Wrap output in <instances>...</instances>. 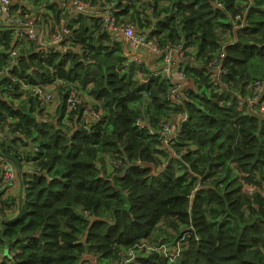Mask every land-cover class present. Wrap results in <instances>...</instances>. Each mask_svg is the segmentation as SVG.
Masks as SVG:
<instances>
[{"label": "trees", "instance_id": "1", "mask_svg": "<svg viewBox=\"0 0 264 264\" xmlns=\"http://www.w3.org/2000/svg\"><path fill=\"white\" fill-rule=\"evenodd\" d=\"M115 1L117 17L150 30L162 47L184 41L189 60L180 66L196 90L185 91L173 108L167 78L138 84L136 63L95 16L77 14L69 24L73 35L64 43L73 40L82 52L26 47L18 76L33 84L76 82L89 89L103 115L87 128L78 126V117L72 132L40 120L36 106L14 110L0 100V120L17 118L16 127L36 146L26 156L35 170L24 171V161L15 159L20 193L7 203L0 188V264H87V254L102 264H264V120L229 93H216L211 65L226 44L222 63L233 88L248 95L255 82L264 83V74L250 72L264 58V0ZM237 14L242 26L234 30ZM11 42V31L1 27L0 70ZM259 94L264 103V87ZM177 112L187 118L173 136L172 157L160 130ZM139 117L154 133L134 125ZM119 160L121 166L114 163ZM8 208L16 215L6 214ZM153 239L168 253L181 245L179 257L148 250L152 255L121 263L120 253Z\"/></svg>", "mask_w": 264, "mask_h": 264}, {"label": "built area", "instance_id": "2", "mask_svg": "<svg viewBox=\"0 0 264 264\" xmlns=\"http://www.w3.org/2000/svg\"><path fill=\"white\" fill-rule=\"evenodd\" d=\"M92 3L84 0H62L60 3L61 12L67 9L75 10L78 14H83L89 9V5ZM223 6V4H219ZM116 2L114 0H101V11L98 14V25L102 32H107L116 35H124L127 43L132 51L136 52H149L161 56L162 67L157 70H150L141 74L143 78L144 87L148 86L149 81L163 77L172 84L171 93L169 97L173 103H176V99L179 97V89L182 84L187 80V75L184 70V66H180L183 60H189L186 57V50L184 47V41L181 43L169 44L162 47L154 36L144 35L139 33L136 29V24L131 21L122 20L115 15ZM11 0H0V22L7 24L5 29L11 31L12 42L10 47L6 51V64L0 70V100L8 104L12 109H26L30 111L33 106L37 107L40 120H48L52 115H57L56 122L59 124L58 128H75L73 122L81 117V121L78 126H85L92 121H99L103 115L102 111L88 112L84 106L83 92L79 88V84L74 82L65 85V82L60 78L55 79L50 83H38L33 84L28 82L25 78L18 76L15 73L16 69H19V59L22 48L21 45H27L28 49L30 45L34 43L36 46L40 42L42 27L39 25L38 20L30 17H21L20 20L14 21L12 18ZM24 11L21 10L18 15L22 16ZM242 16L237 14L233 20V29H238L242 26V23H238L237 20H241ZM229 31V30H227ZM72 30L66 24L56 26L54 33L52 34V41L55 44L62 43L71 38ZM44 36V33H43ZM226 44H223L220 52L216 54L211 62L214 67L213 71V84L217 88L216 93L221 96L225 92L232 95L237 104L240 107H247L253 110L255 114L264 120V103L260 102L261 90L264 87V83L255 82L251 88V93L243 95L239 91L235 90L231 82L227 81L231 71L223 65V60L226 57L225 52ZM53 48V47H50ZM50 48L42 49L40 46L36 50L39 52H47ZM42 49V50H41ZM185 57V59H184ZM128 58V57H127ZM133 61L136 65L141 66L143 63L139 59L134 58ZM189 64L193 65L192 62ZM142 67H144L142 65ZM139 75V71L137 70ZM67 86L62 92L61 87ZM145 98H148V94L145 91ZM224 102H221V104ZM142 113L144 114V110ZM60 112L59 114H56ZM52 114V115H51ZM51 115V116H49ZM187 118V114H183L180 117L178 127L175 129L167 120H163L161 123L160 134L163 138V144L170 147L172 144L173 136L176 135L178 128ZM8 121L9 124L18 122L17 118L7 117L5 120H0V180L5 184L15 183L18 180L20 172L15 165V159L28 163L27 155L33 156L36 152V146L33 144L32 139L26 135L22 128H17L14 131L13 126H3L2 124ZM49 121V120H48ZM134 125L139 129H146L150 133H154L153 127L149 124L147 118L139 117L135 120ZM18 138V143H22V147H19L13 140ZM3 145L7 146L8 153L3 149ZM7 151V150H6ZM25 151H30L27 154ZM18 154L19 156H16ZM137 163H142L140 159L136 160ZM117 165L121 166L122 162L115 161ZM36 171L41 172L40 168ZM252 189V188H250ZM141 244V245H140ZM129 249L126 252L119 254L121 257V263L130 262L143 247V244ZM150 250H156L158 252H167L165 246H158L155 248H149ZM181 253V245L173 247L171 252H167L171 257V260H175ZM3 254L0 253V257ZM14 253L9 251V256H13ZM89 255V254H87ZM104 264H107L104 262Z\"/></svg>", "mask_w": 264, "mask_h": 264}, {"label": "rangeland", "instance_id": "3", "mask_svg": "<svg viewBox=\"0 0 264 264\" xmlns=\"http://www.w3.org/2000/svg\"><path fill=\"white\" fill-rule=\"evenodd\" d=\"M26 1H28L29 2V5H31V6H33V7H35V8H38V6H42V7H45V8H48L49 9V12H47V13H39L38 11V9H28L26 6L24 7H21V8H24L25 9V13L22 15V16H19V18H21V17H23L24 16V18L26 17V16H29V17H31V18H35V19H37V17L38 16H41L42 18H41V20L39 21L38 20V23H39V25H41L42 27H43V30H46L47 31V35H46V39L48 40V41H52V34L54 33V31H55V28H56V26H60V24H58L59 22L58 21H56V18H55V15L57 14V12H58V4H56V3H53V4H50V3H48L50 0H26ZM92 1H94V0H92ZM115 1V0H114ZM116 2V5H117V1H115ZM19 4V3H18ZM37 4H38V6H37ZM129 17V16H128ZM127 21H129V20H127ZM64 24H66V23H64ZM138 30H143V29H141V28H137V31ZM139 33H140V31H138ZM119 40V42H121L122 44H123V49H124V52H125V48L126 49H128L127 48V45H126V43H125V41H124V39L122 38V37H119L118 38ZM229 39H232V36L229 38ZM65 45H67V46H69V47H72L73 49L72 50H75V51H78V52H82V48H81V45L80 44H75L74 42H73V40L70 42V43H68V44H65ZM27 49V48H26ZM25 49V50H26ZM25 50H23V51H21V53L22 52H24ZM190 54H191V56H192V54L193 53H191L190 52ZM129 56L130 57H132V55L129 53ZM149 57H151L150 55H148L147 57H145V56H143V59H148ZM131 59V58H130ZM184 59H185V57H184ZM158 60H159V58H158ZM158 60L156 61V62H154V63H149V64H153V65H155L156 67H159V65H157V62H158ZM161 66H162V63H161ZM137 70H138V66L136 65V68H135V70L133 71V79H134V81H136L138 84H141L142 85V83H143V78L142 77H140L138 74H137ZM250 72L252 73V74H256L257 76L258 75H260V74H264V58H258V59H256L254 62H253V64H252V67H251V69H250ZM185 83V82H184ZM183 83V84H184ZM80 88V87H79ZM81 89V88H80ZM81 91L83 92V99L85 100L84 101V106H83V108H82V110L84 109V108H86L87 110H88V112L89 113H91L92 111H96V110H99V109H101V110H103V108L100 106V105H98L99 104V102H97L95 99H94V97L93 96H91L90 95V91H89V89H87V90H82L81 89ZM84 95H86L87 96V98H84ZM182 98H181V96H179L177 99H176V103H174V104H172V103H170V105L173 107V108H175V107H178V101L179 100H181ZM97 102V103H96ZM60 112H57L56 114H59ZM175 116H171V118L169 119H167V121L171 124V125H174L175 124V122H176V120H177V117L179 116L178 114V112L177 113H173ZM52 115V114H51ZM51 115H49V116H51ZM178 115V116H177ZM56 118H57V115H52L51 117H49V122H51V123H53L55 126H56V128L57 127H59V124L56 122ZM15 119V118H14ZM16 123L14 122L13 124H9L8 123V121H5L2 125L3 126H13L14 127V131L17 129V127H16V125H15ZM162 145H163V143H162ZM164 146V145H163ZM168 149V151L170 152V155L172 156V157H174V155H173V153L171 152V150H173L172 149V147H168L167 148ZM171 149V150H170ZM174 151V150H173ZM104 160L106 161V165H109V162H110V160H109V157L107 156V155H104ZM17 166V165H16ZM99 167L100 168H102L101 167V163H99ZM22 168H25V170H26V172H30V171H32V170H35V165L34 164H32V163H26V164H23V167ZM24 170V169H23ZM31 173H27V174H24V176L25 175H30ZM16 182V181H15ZM0 188H5V191H6V189L8 188L7 187V184H5L4 182L1 184L0 183ZM248 189H250L251 188V186H249V187H247ZM4 191V192H5ZM7 196H5V199H6V202L8 203V202H10V200L11 199H14V197L16 196V194L13 196V198L10 196L11 195V193H8V191H7ZM10 194V195H9ZM6 214H12V215H16V213H15V211H11L10 212V209L8 208V210H7V212H6ZM160 227L161 228H163L164 230H166L168 233H172V231H170V230H168L169 228H167L166 227V224H164L163 222H161V225H160ZM157 235H159V234H157ZM162 242H155V240L153 239V240H144L143 242H142V244H143V247L141 248V249H139L138 250V252L136 253V256H135V258H133L131 261H135L136 260V258L137 257H147V256H150V255H152V253L150 252V251H148V250H150L149 248H154V247H156V246H158V245H160ZM166 245H169V246H172L173 244L172 243H169V244H166ZM0 253L2 254V250H0ZM93 256V258H89V257H87V255H85L84 256V258H83V261L85 262V263H87V264H102L103 263V260H101L100 258H99V256L97 257V258H95L96 257V255H92V254H89V256ZM109 264H114V263H109Z\"/></svg>", "mask_w": 264, "mask_h": 264}, {"label": "crops", "instance_id": "4", "mask_svg": "<svg viewBox=\"0 0 264 264\" xmlns=\"http://www.w3.org/2000/svg\"><path fill=\"white\" fill-rule=\"evenodd\" d=\"M61 1L62 0H50L48 3H50V4H53V3H56V4H58V12H57V14L55 15V18L57 17V19H56V21H58L59 23L58 24H60V25H63L64 23H66L67 21H68V25L69 24H71L72 23V20H73V18H75V16L78 14V13H76L75 12V10H72V9H67V10H64L63 12H61V9H60V3H61ZM84 1H86V2H90V3H92L91 5H89L90 7H89V9L86 11V12H83V14H86V15H90V16H97L98 17V14L100 13V11H101V0H94V1H92V0H84ZM19 3V6H20V8L18 9V10H12V13H11V15H12V18H11V20H14V21H17V20H20L21 18H19V16H18V13L21 11V10H23L24 11V13L26 12L25 11V9L24 8H21V7H27L28 9H38L39 11V13H47V12H49V9L48 8H45V7H42V6H38V4H37V6H38V8H35V7H33V6H31V5H29V2L28 1H26V0H11V6L13 7V6H15V4H18ZM167 4V2L165 1V2H162V5H166ZM149 13V12H148ZM27 17H29V16H27ZM31 18V17H30ZM38 18H39V21L41 20V16H38ZM121 19L122 18H124V17H120ZM3 26H7V24H3L2 22H0V28L1 27H3ZM42 27V26H41ZM69 27H70V25H69ZM78 27V25L77 24H74V26H73V28H77ZM138 27H137V25H136V29H137ZM70 29H71V27H70ZM72 30V29H71ZM138 31H140V33H144V35H150V36H152L151 35V33H150V30H138ZM43 33H44V36H43ZM47 33V31L46 30H43V27H42V34H41V38H40V42L37 44V46H38V48H39V46L42 48V49H46V48H50V47H55V48H57L58 50H60V51H67L68 49H71L72 47H69V46H67V45H65V43L64 42H66V41H63L62 43H59V44H55L53 41H48L47 39H46V34ZM73 33V32H72ZM73 35V34H72ZM119 37H122L123 39H124V41H125V43H126V45H127V48L128 49H126L125 48V52H124V55L126 56V57H128L129 58V60H133L134 58H136V59H139V60H141L142 62L141 63H143L142 65L143 66H145V67H147L148 69H151V70H157V69H159V68H161L162 66H161V63H162V60H161V56H159V55H156V54H153V53H149V52H146V51H143V52H136V51H132L131 49H130V47H129V45H128V43H127V40L125 39V37H124V35H116V36H113V38H114V40H116V41H118L119 39ZM66 44H68V43H66ZM26 46L27 45H21L20 46V48H22V51L23 50H25L26 49ZM41 49V50H42ZM73 49V48H72ZM129 53L132 55V57H130L129 56ZM148 55H150L151 57H149L148 59H143V56H145V57H147ZM131 58V59H130ZM158 58H159V60H158ZM158 60V62H157V65H159V67H156L155 65H153V64H149V63H154V62H156ZM142 65L141 66H139V68H138V71H139V76L141 77V74L142 73H144L143 72V70H142ZM164 76V75H163ZM162 76V77H163ZM189 89H192V90H196V86H195V84L193 83V81L191 80V79H187L186 81H185V83L184 84H182V86H181V88L179 89V95L182 97V98H184L186 95H187V93H185V96H184V92L185 91H187V90H189ZM82 90H86L85 88L84 89H82ZM84 98H87V96L86 95H84ZM85 101V100H84ZM180 102V101H179ZM178 102V103H179ZM97 103V102H96ZM256 115V114H255ZM171 116H175L174 114H171L170 116H169V119L171 118ZM178 116V115H177ZM179 122H180V117L178 116L177 117V120H176V122H175V124L173 125V127L176 129L177 127H178V124H179ZM70 131H72L73 132V129L72 128H70ZM25 133H26V129H25V131H24ZM27 136H29L31 139H32V136H30V135H27ZM28 163H31V162H28ZM24 164H26V163H24ZM24 169V171H26L25 170V168H23ZM19 168H18V172H19ZM21 175V174H20ZM21 184L19 183V181H17V183H15V184H13V185H11V186H9L7 189H6V191L4 192V195L5 196H7V191H8V193H11V194H18V193H20V191H21ZM6 251V250H5ZM87 257H89V258H93V256H89V255H87Z\"/></svg>", "mask_w": 264, "mask_h": 264}, {"label": "flooded vegetation", "instance_id": "5", "mask_svg": "<svg viewBox=\"0 0 264 264\" xmlns=\"http://www.w3.org/2000/svg\"><path fill=\"white\" fill-rule=\"evenodd\" d=\"M16 165V164H15Z\"/></svg>", "mask_w": 264, "mask_h": 264}]
</instances>
